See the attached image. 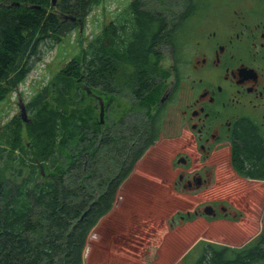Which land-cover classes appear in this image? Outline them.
<instances>
[{
	"label": "trees",
	"instance_id": "obj_1",
	"mask_svg": "<svg viewBox=\"0 0 264 264\" xmlns=\"http://www.w3.org/2000/svg\"><path fill=\"white\" fill-rule=\"evenodd\" d=\"M13 1L19 5L0 4V101L27 76L43 43L60 41L78 24L64 14L82 19L102 2L0 3ZM126 12L127 18L108 24L80 57L62 67L49 99L43 89L28 103L34 116L25 124L28 145L22 143V120L14 117L1 127L0 158L17 150L32 164L17 179L0 169V264H83L91 230L112 209L123 181L154 141L169 75L156 46L171 43L180 26L166 24L142 0H132ZM89 94L105 97L107 106L120 101L124 110L103 144L101 123L92 117L98 97L94 104L85 102ZM245 142L252 152L255 143L248 137ZM194 249L198 255L191 264H253L264 260V229L241 247L200 239L181 260Z\"/></svg>",
	"mask_w": 264,
	"mask_h": 264
},
{
	"label": "flooded vegetation",
	"instance_id": "obj_2",
	"mask_svg": "<svg viewBox=\"0 0 264 264\" xmlns=\"http://www.w3.org/2000/svg\"><path fill=\"white\" fill-rule=\"evenodd\" d=\"M194 2L180 13L181 49L161 44L171 63L165 90L179 109V169L169 184L195 191L203 204L196 217L237 230L244 226L221 222L264 218V2L228 0L201 11Z\"/></svg>",
	"mask_w": 264,
	"mask_h": 264
},
{
	"label": "rangeland",
	"instance_id": "obj_3",
	"mask_svg": "<svg viewBox=\"0 0 264 264\" xmlns=\"http://www.w3.org/2000/svg\"><path fill=\"white\" fill-rule=\"evenodd\" d=\"M131 1L102 0L82 18L81 26L77 22L78 24L61 37L60 41L55 42L48 39L43 43L40 46L39 55L33 59L27 76L0 101V131L1 127L12 118L17 117L21 120L18 97H21L25 104L26 115L30 122L34 117L33 108L28 107L32 98L43 89H48L46 94L49 99L52 96L50 87L62 67L71 59L80 57L88 42L93 40L108 24L116 19L127 18L126 11ZM194 1L200 11L228 2V0H189V2L187 0H142L146 8L157 11L166 18L167 22L178 19V26H181L180 13L187 9V5H195ZM245 1L253 2V0H231V2ZM172 41L181 49V27L175 28ZM162 48L160 46L162 54L160 64L167 70L166 68L171 64L169 53L166 51L168 48ZM169 79L170 77L165 79L163 93L167 91L165 87ZM94 96L100 97L96 94ZM94 96L89 94L85 102L94 104ZM102 100L104 122L101 123L103 130L99 141L103 144L106 140L107 129L115 126L120 120L121 111L123 113L124 110L118 106L121 105L120 101L107 106L108 100L105 97ZM178 114V105L169 96L165 98L154 123L157 129L156 137L145 148L131 173L120 186L112 212L102 217L91 230L83 253V264H191L198 255L196 249L189 252L182 260L181 258L200 239L231 247H241L259 236L264 229V218L260 217L253 219L249 225L232 223L229 220L221 222L222 225L244 226L237 230L221 229L216 226V221L205 217L200 219L199 216H194L190 220L180 217L186 212L193 213V210L199 206L202 207L203 204L198 203L194 190L184 191L181 187V190L178 188L175 191L169 184V176L171 183L174 179L172 173L179 169L175 166L174 156L177 152L175 146L178 141L176 134ZM92 117L99 121L98 101L97 106L93 108ZM21 123L22 143L28 145L26 122L22 120ZM125 140L126 138L123 142ZM31 164L29 155L24 156L21 151L17 150L10 158L5 153L0 158V169L12 179H17L15 176L18 175L19 170L22 175H25ZM134 186H138L136 190ZM134 202H136L135 205ZM171 223L174 225L170 228ZM117 229L121 231L118 232ZM118 233L124 235L122 239L117 238L115 241L113 237ZM177 242L180 243L178 247H176ZM102 243L110 245L112 249L109 251L99 249L102 248ZM171 246H174L176 251L175 249L171 251ZM117 251L118 258L115 255ZM253 264H264V260Z\"/></svg>",
	"mask_w": 264,
	"mask_h": 264
},
{
	"label": "water",
	"instance_id": "obj_4",
	"mask_svg": "<svg viewBox=\"0 0 264 264\" xmlns=\"http://www.w3.org/2000/svg\"><path fill=\"white\" fill-rule=\"evenodd\" d=\"M51 3H52V5H54L56 3V0H51ZM1 5L4 7L10 8L13 5L18 6L19 2L13 1L9 4H1ZM63 17L69 18L73 21H77V22H79L80 26L82 25V19L77 18L74 15L64 14ZM167 94H168L167 91L163 93V95L161 96L160 101H159L160 103H163L165 101V98H167ZM98 106H99V121H100V123H103L104 122V103H103V100L101 97H98ZM18 107L20 109V111H19L20 118L25 122L29 121V118L26 115V107H25V104L23 103L21 97H18Z\"/></svg>",
	"mask_w": 264,
	"mask_h": 264
},
{
	"label": "crops",
	"instance_id": "obj_5",
	"mask_svg": "<svg viewBox=\"0 0 264 264\" xmlns=\"http://www.w3.org/2000/svg\"><path fill=\"white\" fill-rule=\"evenodd\" d=\"M115 205V204H114ZM114 205H113V207H112V209L106 214V215H108L110 212H112V210H113V208H114ZM105 215V216H106ZM105 216H103V217H105ZM102 219V218H101ZM100 219V220H101ZM201 219V218H200ZM198 221V220H197ZM196 221V222H197ZM117 231L119 232V231H121V229H117ZM105 234V233H104ZM123 235L124 234H119L118 233V235H115V237H113V239L116 241V239L117 238H119V239H122V237H123ZM106 240V239H105ZM110 243L112 244V241H110ZM103 244V243H102ZM180 245V243L179 242H177L176 243V247H178ZM102 248H99V249H102V250H107V251H109V249H112V247L110 246V245H107V244H103L102 246H101ZM172 248L170 249L171 251H173L174 249H175V247L174 246H171ZM118 249V248H117ZM118 250H120V249H118ZM174 251H176V249L174 250ZM178 252V251H177ZM115 255H116V258H118V255H119V253H118V251L117 252H115ZM120 258H122V257H120ZM110 261H112L111 259H110ZM116 261V260H115Z\"/></svg>",
	"mask_w": 264,
	"mask_h": 264
}]
</instances>
